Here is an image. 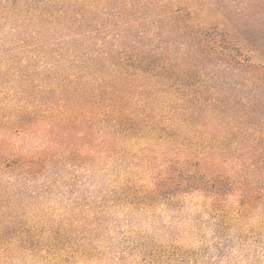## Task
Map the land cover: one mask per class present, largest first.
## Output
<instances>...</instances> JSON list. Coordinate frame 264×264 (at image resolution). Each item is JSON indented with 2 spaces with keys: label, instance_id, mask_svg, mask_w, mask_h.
I'll use <instances>...</instances> for the list:
<instances>
[{
  "label": "rangeland",
  "instance_id": "obj_1",
  "mask_svg": "<svg viewBox=\"0 0 264 264\" xmlns=\"http://www.w3.org/2000/svg\"><path fill=\"white\" fill-rule=\"evenodd\" d=\"M242 7L0 0V264H264L261 165L233 154L206 168L175 130L138 138L73 130L71 155L67 126L51 132L57 120L44 112L71 80L76 91L99 74L107 53L148 57L153 73L168 75L167 87L180 88V63L191 60L199 67L188 85L238 86L222 57L198 56V40L180 20L191 29L201 23L215 46V32L242 28V16H233ZM249 34L264 45V30ZM21 117L31 123L19 130L12 122Z\"/></svg>",
  "mask_w": 264,
  "mask_h": 264
},
{
  "label": "trees",
  "instance_id": "obj_2",
  "mask_svg": "<svg viewBox=\"0 0 264 264\" xmlns=\"http://www.w3.org/2000/svg\"><path fill=\"white\" fill-rule=\"evenodd\" d=\"M240 11L233 16H242V28L232 26L225 34L215 32L213 47L201 23L197 22L195 28L191 25V29L185 20H180L181 28L198 40V56L205 53V58L222 57L217 59L239 76L238 86L217 88L202 81L188 85L185 82L195 78L192 73L199 67L191 60L180 63V88L167 87L162 81L168 75L153 73L148 57L107 53L99 74H91L76 91L71 80L56 107L44 110L57 120L51 132L57 124L66 125V144L70 154L75 155V142L70 140L73 130L79 129L78 134L92 133L96 126L106 130L110 138H138L142 134L150 137L175 130L180 135V147L199 149L197 158L206 168H219L233 154L264 168V45L249 34L259 35L264 30V0H243ZM217 16L225 20L222 11ZM238 51L248 55L242 58ZM29 123L21 117L12 125L20 130ZM48 153L39 157L46 159Z\"/></svg>",
  "mask_w": 264,
  "mask_h": 264
}]
</instances>
